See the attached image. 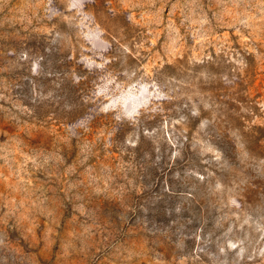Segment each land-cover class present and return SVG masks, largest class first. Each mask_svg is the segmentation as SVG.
Here are the masks:
<instances>
[{"label": "rangeland", "instance_id": "rangeland-1", "mask_svg": "<svg viewBox=\"0 0 264 264\" xmlns=\"http://www.w3.org/2000/svg\"><path fill=\"white\" fill-rule=\"evenodd\" d=\"M0 264H264V0H0Z\"/></svg>", "mask_w": 264, "mask_h": 264}]
</instances>
